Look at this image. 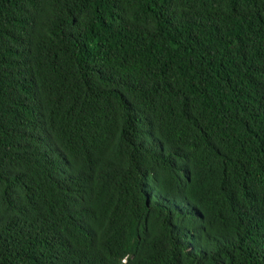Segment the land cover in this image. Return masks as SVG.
<instances>
[{
  "label": "trees",
  "instance_id": "16d2710c",
  "mask_svg": "<svg viewBox=\"0 0 264 264\" xmlns=\"http://www.w3.org/2000/svg\"><path fill=\"white\" fill-rule=\"evenodd\" d=\"M0 264H264V0H0Z\"/></svg>",
  "mask_w": 264,
  "mask_h": 264
}]
</instances>
